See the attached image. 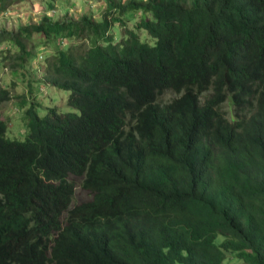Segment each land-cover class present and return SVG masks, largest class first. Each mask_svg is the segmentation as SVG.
I'll return each instance as SVG.
<instances>
[{
    "label": "trees",
    "instance_id": "obj_1",
    "mask_svg": "<svg viewBox=\"0 0 264 264\" xmlns=\"http://www.w3.org/2000/svg\"><path fill=\"white\" fill-rule=\"evenodd\" d=\"M105 5L0 30L30 96L10 140L0 83V264H264V0ZM43 85L74 111L41 115Z\"/></svg>",
    "mask_w": 264,
    "mask_h": 264
},
{
    "label": "rangeland",
    "instance_id": "obj_2",
    "mask_svg": "<svg viewBox=\"0 0 264 264\" xmlns=\"http://www.w3.org/2000/svg\"><path fill=\"white\" fill-rule=\"evenodd\" d=\"M105 7V0H16L5 13H0V30L14 31L18 27L27 24L39 23L44 17L52 21H57L65 17L72 18V16L79 17L82 14H87L93 20L97 21L100 19V15ZM139 16L141 14L138 13L136 20ZM129 25L131 26L132 23ZM113 31L116 35L120 33L118 27H115ZM9 48L13 50L15 47L10 44L7 46L4 43L0 44V83L8 85L15 98L3 104L1 112L2 118L8 124L6 136L10 140H23L25 138L26 128L20 122L21 111L19 110V99L30 96L24 85L25 81L20 76L11 74L6 68V62L3 60L5 54L3 55L2 51ZM36 52L37 58L31 63V68L28 73L37 81L41 79L43 59L50 55L52 50L48 47H39ZM171 97V93L166 94L163 100H168ZM66 99L67 93L43 85L36 93L33 101L38 104L40 103L39 113L41 115L50 107H56L60 112H73L74 110L67 106ZM223 111L227 115L231 113L229 102L223 105ZM69 179L74 181L76 185L73 205L90 202L92 195L81 187L82 178L69 176ZM223 264L244 263L235 259L232 255L227 254Z\"/></svg>",
    "mask_w": 264,
    "mask_h": 264
}]
</instances>
